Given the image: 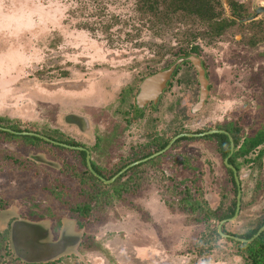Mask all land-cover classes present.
<instances>
[{"label":"rangeland","instance_id":"obj_1","mask_svg":"<svg viewBox=\"0 0 264 264\" xmlns=\"http://www.w3.org/2000/svg\"><path fill=\"white\" fill-rule=\"evenodd\" d=\"M222 1L229 17V0ZM236 1L250 18L264 20V0ZM156 9L148 12L140 0H0L1 128L75 142L108 174L133 147L149 144L154 132L170 137L219 129L243 114L245 138L257 112L254 100L264 96V45L247 47L246 34L236 27L213 46L199 42L213 83L202 114L193 118L182 105L187 97L195 102L199 88L194 70L185 66L163 97L157 122L128 125L114 145L103 139L125 124L117 111L120 91L170 67L179 43H192L193 30H205L196 18L165 17ZM169 18L177 24L159 26ZM211 145L184 142L176 149L180 158L194 152L198 172L168 176L164 169L171 167L151 164L114 186L93 188L91 213L82 221L68 210L82 200L63 193L79 185L64 174L73 168L84 173L81 156L1 134L0 264H264V244L259 257L239 240L264 221V147L240 160L241 210L220 225L212 214L219 205L228 209L235 193ZM260 152V164L253 162ZM193 177V184L180 182ZM58 193L66 199L62 209ZM60 212L59 223L54 218ZM220 226L223 236L217 235Z\"/></svg>","mask_w":264,"mask_h":264},{"label":"flooded vegetation","instance_id":"obj_2","mask_svg":"<svg viewBox=\"0 0 264 264\" xmlns=\"http://www.w3.org/2000/svg\"><path fill=\"white\" fill-rule=\"evenodd\" d=\"M140 4H141V8L143 6L146 10H148L147 8L148 5L146 3V0L145 1L140 0ZM227 5L229 8L228 14L230 18L224 17V12H226V8L222 0H214V6L212 5L214 12H215L214 14L210 16H206L203 20L200 18H196V20L199 22L200 25L205 26V30H193V33L190 34V36H192L190 41L195 40L194 42L188 43V41L184 40L183 42L179 43L180 46H178L177 49L175 50L177 51V53L175 54L176 61L170 67L165 68L159 72L151 73V74L144 76L143 78L137 81L136 87H128L127 85L126 87L128 88H126V90L128 91L124 89L120 91L118 99H117L118 101L117 111L118 109L121 108L120 114L123 116L125 120V124L123 127L120 126L116 128V126H114L111 128V130H109L108 135L104 136L105 138H103L107 142V144L114 145V143L119 141L120 137L124 134V131L126 133V128L128 127V125L142 123L143 121H146L147 118H151L152 121H156L158 119V116L155 114H157V112L159 111L161 107V104L163 102L162 101L163 97L172 89L174 80L180 73L181 69L185 66H190V68L194 70L196 74V81L198 83L199 88H198V93L196 95V101L192 103L190 97H187L186 100L182 103V105L185 108L189 109V113L191 114L193 118H196V116H199L205 111V109L208 107V105L210 104L213 98V95H212L213 94V83H212L211 76H210V70L208 68V62L205 61L204 58L200 55L201 47L199 45L200 44L199 42H202V43L204 42V44L207 45V47L213 46L214 44H216V42H219L220 40L224 39L229 30L237 27L239 30H241L242 32L246 34V37H247L246 46L247 47L254 49L255 47L259 45H264V20L263 19L256 20V19L250 18V13L247 11L245 6L237 2L236 0H229ZM156 10H153L152 13H155ZM148 12H151V11L148 10ZM187 15L188 14L182 13V16H183L182 19L183 18L187 19ZM162 16L167 17L166 15H162ZM191 18H195V17L189 16L190 20ZM242 22H248V24H244ZM173 24H177L176 19L169 18L163 21V26H161L162 22H160L159 26L163 28L169 25L172 26ZM217 26H221L220 32L218 33L214 31V27L216 28ZM165 31L166 30H162L160 28L159 35L164 34ZM259 58L264 59V53L260 54ZM198 66L205 73V79L207 80L208 95L206 98H203L202 96V84L200 82V72L198 70ZM173 67H176V68L174 69L170 79L165 84V88L163 89V91H161V94L159 98L157 99V101L149 100L146 104L139 103L137 101V96L144 82L148 80L149 78L155 77L163 72L170 70ZM256 81H259V77L253 79V83ZM132 93L134 94V96ZM129 99H132V102L131 101L129 102ZM254 104L256 105L257 112H256V115L254 117L251 127L247 131L245 138L243 136V130H242V124L244 123V120H245V117L243 114H238L236 118H234V120H231L229 122L228 125H225V122H223V126H221L219 129H213V130L201 131V132L193 131L189 133L179 132L175 135L172 134V136L170 137L165 135L162 132L159 134L154 132L153 135L150 134L151 142L149 144H142V145L140 144L139 146L136 145L135 147H133L134 149L130 150L129 155L126 156L122 160L123 162L120 160L119 164L115 166L114 168H112L113 170L110 171V174L106 173L104 170H101L94 163V160L92 161L91 154L88 149L80 147L79 145H76L75 142H70L72 144H68V142L64 143L60 140L59 141L52 140L51 138L49 139L51 142H47V141L45 142H47L46 144L49 143L52 146H57L62 149L73 150L74 153L81 156L82 161L85 163V170L83 173V172H79L78 168H75V171L81 174V177L76 179L77 182L79 183L78 187L82 185L80 187H85L91 190L93 187L95 188L97 186L98 187H103V186L110 187L112 185L114 186L115 184H118L119 182H121L123 177H127L128 175L133 174L135 171L143 168L144 166L151 165V164H154V167H156V169L158 170L162 168V166L164 168L165 167L168 168V166L171 167L173 169L171 171L173 172H171L170 170L164 169V172L168 176L174 173V175L178 177L180 173H183V172L189 173L190 170H193L194 172L195 171L198 172L200 166H199L197 156L194 154V152L192 154V152L190 151L189 155L184 158H180V155L176 154L175 152L177 151L176 149H178L179 145L184 142H191L192 144L195 145L198 142L208 141L209 143H212L211 146L213 147L216 154L219 155L220 159L222 160V166L226 170V172L229 174V179H230L229 183L232 185V188H233V184H232L233 183L232 177H233V180L235 182L236 189H237V195L235 199L236 201L235 213L232 217L219 221V224L222 225L238 217L240 210H241V205H242L241 197L243 194L241 178H240L241 168L239 171L237 169V166L241 165L240 160L242 158L246 159L251 154L256 152L257 149H259L260 147H264V143H263L261 146L256 148L250 154H248L246 157H243L241 154V149L244 143L248 140V138H250L251 136L257 135L259 132L264 133V96L258 99L256 98V101L254 100ZM148 112L149 114H152L153 116L147 114ZM86 123L88 126L87 121ZM13 134L17 136L36 137L41 140L43 139L37 136L45 137L44 135H41V134L30 133V132H25V131L15 132ZM30 134H35L36 136H31ZM218 135L225 136L229 141L230 150L226 156H224V154L227 149L226 147L227 142L220 137H216ZM234 135L236 136V139L239 142V144L237 145L235 144V141H234ZM95 139L97 140V143L95 144L96 147H100L102 139L100 138L98 133L95 135ZM224 145H225V148H224ZM66 146L72 147L73 149L68 148ZM82 153H85L86 157H83ZM88 156H89V161L91 164L90 166L88 165ZM262 157H263V153L260 152L259 156H257V158L253 160V162H257L260 164V162L262 161ZM246 161L248 163L252 162L251 160H246ZM230 171H232L233 173L232 176L230 175ZM194 181H195V177H193L192 181L190 180V178L188 179L185 178L183 181L180 180V182H184V183L186 182L185 185H188L189 183L193 184ZM68 187L73 189L72 185ZM88 199L90 200L91 198L88 197ZM34 203L39 208H43V207L46 208L43 202H41L42 205L38 201H35ZM227 210L228 209L222 206L220 209V212L225 213L227 212ZM57 217H55L54 219H56L57 222L60 223L62 221V217L61 218L59 217L57 218ZM257 228H259V230L257 231V233L254 235L253 238H251L250 240H245L239 237V240L243 243H251L255 239H257L262 233H264V221H262L254 229H257ZM260 231L261 233L259 234V236L255 238V236H257ZM219 234L223 236V234L221 233V226L219 228ZM244 235H241V236H244Z\"/></svg>","mask_w":264,"mask_h":264},{"label":"trees","instance_id":"obj_3","mask_svg":"<svg viewBox=\"0 0 264 264\" xmlns=\"http://www.w3.org/2000/svg\"><path fill=\"white\" fill-rule=\"evenodd\" d=\"M145 1V0H144ZM146 3L148 5V10L153 12V10H156L155 8L157 6H160L163 9L164 14L169 17L172 15H177V14H188L190 17H195V18H200V19H204L206 16H210L212 14H214V9L212 7V5L214 6V0H146ZM182 11V12H181ZM162 12V13H163ZM175 12H178L175 14ZM161 13V14H162ZM221 26H217L216 28L214 27V31L215 32H220ZM1 127V126H0ZM12 131L15 132H22L19 131L18 129H16L15 127L11 126L10 128ZM5 135L8 137H13L16 139H23L25 141H29V142H41V143H45V141L38 139L36 137H29V136H17L11 133H7L4 131H0V135ZM216 137H220L222 139H224L227 142V149L226 152L224 154V156H226L229 153V141L225 136H216ZM240 139V138H239ZM62 141V140H60ZM234 141L235 144H239V142L236 139V136L234 135ZM65 143V141H62ZM264 143V133L259 132L257 135L255 136H251L250 138H248V140L244 143L242 149H241V154L243 157H246L248 154H250L252 151H254L256 148H258L259 146H261ZM68 144H72V143H68ZM59 148V147H58ZM225 148V145H224ZM62 149V148H59ZM83 157H86L85 153H82ZM241 165L237 166L238 171L240 170ZM68 173H71L74 177L79 178L81 177V174L77 173L75 171V168H73L72 172L70 170H66L64 176L66 177L67 175L69 176ZM67 174V175H66ZM232 171H230V175L232 176ZM232 184H233V191L235 193V198L234 201L232 203V205L228 208L227 212L225 213H221L220 209H221V205H219L218 209L219 211H214L213 212V218L216 221H221L224 219H228L230 217H232L235 213V209H236V195H237V189H236V185L235 182L233 180L232 177ZM94 188V187H93ZM92 188V189H93ZM81 189V188H80ZM78 187L77 188H66L63 193L66 196H78L79 199L82 200L81 203L78 202V204H74L72 205L70 208L68 207V210L70 209L71 212H78L80 214V220L83 221V219L87 218L89 216L90 213V200L88 199L89 196V191H92L87 189V188H82L80 190ZM75 190V192H74ZM41 191H44V189H41ZM188 189H185V192H187ZM197 192H199V190H196ZM63 193H58L55 195L56 200H58L61 205V209L64 207V202L66 201L65 196H63ZM66 203V202H65ZM208 203V202H207ZM210 203V200H209ZM69 210V212H70ZM62 212H60V214H58L57 216L59 217L61 215ZM229 213V214H228ZM80 224V223H78ZM259 230V228L254 229L249 231L247 234H245L244 236H240L242 239L245 240H250L251 238L254 237V235L257 233V231ZM217 235L219 236V233H217ZM248 243H246L245 245H247ZM264 244V233H262L257 239H255L253 242L249 243L247 246L255 249L256 252H259V257L262 256V248L260 246H262ZM254 259V257H253ZM253 264H256V262H253Z\"/></svg>","mask_w":264,"mask_h":264},{"label":"water","instance_id":"obj_4","mask_svg":"<svg viewBox=\"0 0 264 264\" xmlns=\"http://www.w3.org/2000/svg\"><path fill=\"white\" fill-rule=\"evenodd\" d=\"M175 68L176 67H173V68H171L170 70H168L166 72H163V73H161V74H159V75H157L155 77H152V78H149L148 80H146L144 82V84L140 88V92L138 93V96H137V101L139 103H141V104H144V103L146 104L149 100L157 101V99L159 98V96L161 94V91H163V89L165 88V84L167 83V81L172 76V73H173ZM198 70L200 72V82L202 84V96H203V98H206L207 95H208L207 80L205 79V73L200 69L199 66H198ZM0 130L7 131L9 133H15V132H12L11 130L4 129V128H1V127H0ZM30 135L31 136H36L35 134H30ZM37 137H40V138H42L43 140H45L47 142H51L49 139H47L45 137H41V136H37ZM66 147L72 148V147H69V146H66ZM232 147H233V145H232ZM88 165L89 166L91 165L90 161H89V156H88ZM113 180H115V179H113ZM261 231L258 233L257 236H255V238L259 236Z\"/></svg>","mask_w":264,"mask_h":264}]
</instances>
